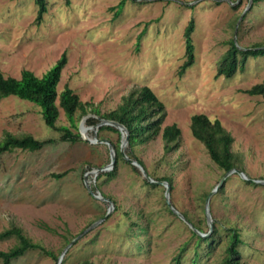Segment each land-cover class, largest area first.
Segmentation results:
<instances>
[{
  "label": "rangeland",
  "instance_id": "374dc122",
  "mask_svg": "<svg viewBox=\"0 0 264 264\" xmlns=\"http://www.w3.org/2000/svg\"><path fill=\"white\" fill-rule=\"evenodd\" d=\"M47 5L38 23L35 0H0L4 76L20 78L30 70L41 77L66 54L59 93L68 85L104 114L116 109L133 87L146 85L164 104L162 128L176 124L181 138L169 153L161 134L135 148L153 179L171 178L168 198L165 185L147 186L142 170L128 161L111 166L109 146L96 142V136L116 143L118 134L99 132L86 118L77 122L78 132L81 125L89 128L86 135L94 143L82 138L57 141L37 152L1 154L0 232L20 227L58 257L29 250L12 264H59L66 247L112 208L60 264H178V257L180 264H224L233 232L242 241L240 264H264V185L238 173L220 185L226 173L190 127L196 114L220 120L234 138L238 169L250 179L264 180V99L245 92L264 82V57L249 58L232 78L217 76L232 40L242 49L264 44V1L47 0ZM191 21L195 63L181 76L184 32ZM58 124L77 131L62 109ZM7 132L40 140L60 137L46 125L39 106L15 96L0 101V140ZM65 171L61 179L52 176ZM111 171L113 177L98 180ZM219 185L207 209L205 195ZM193 229L209 242H199ZM16 242L15 237L0 240V251Z\"/></svg>",
  "mask_w": 264,
  "mask_h": 264
},
{
  "label": "trees",
  "instance_id": "16d2710c",
  "mask_svg": "<svg viewBox=\"0 0 264 264\" xmlns=\"http://www.w3.org/2000/svg\"><path fill=\"white\" fill-rule=\"evenodd\" d=\"M264 0H252L257 4ZM38 6L37 22H42L44 15L48 12L47 0H35ZM125 2L117 6V15L121 13ZM195 30V23L191 21L185 29L184 36L186 41V61L181 66L179 74L183 76L187 69L195 63V46L192 34ZM264 57V44H258L250 49L240 48L235 40L230 42V48L219 62L217 76L226 78L234 77L238 71H243L249 58ZM67 63V56L64 54L57 64L43 76L39 77L30 70H23L20 78L6 77L0 72V101L9 96H15L39 106L46 125L59 132V139L40 140L31 134L15 135L7 132L0 140V155L11 153L15 150L28 152H37L48 144L60 142L77 143L83 141L77 122L86 118L87 124L96 127L101 119L119 122L124 125L129 132L128 150L126 154L134 157L144 167V163L135 154L137 146L146 144L154 140L159 134L164 142L166 153L178 148L181 130L176 125H169L162 128L163 121L166 117L164 104L159 100L156 94L146 85L133 87L128 94L124 95L116 109L101 113L98 106L92 102H83L79 95L74 92L70 86H66L60 93L57 90L62 70ZM252 96H261L264 99V82L254 85L245 91ZM60 109L71 123V126L77 131L74 132L69 126L59 125ZM191 131L193 136L204 144L212 161L220 170L225 173L232 169L240 167L239 157L232 149L234 138L229 131L222 125L220 120L211 121L204 114H196L191 117ZM99 132L112 131L118 134L116 143H112L116 152V162L125 161L121 151V132L119 129L102 125L97 128ZM99 138V137H98ZM100 139V138H99ZM69 171L53 174L56 179L65 177ZM115 171L103 172L99 175L98 180L103 176L113 177ZM155 180H165L172 185L171 178H154ZM145 184L155 187L156 184L146 180ZM208 194L205 195L207 197ZM169 210L174 211L169 207ZM186 216V215H185ZM187 217V216H186ZM188 218V217H187ZM194 236L198 237L199 242H209L202 238L196 230L193 229ZM9 237L16 238V244L8 251H0V262L2 264H12V262L24 256L29 250H40L42 253L54 259L58 257L51 251L47 250L42 244L34 242L26 236L20 227L13 226L0 232V240ZM242 243L240 235L233 232L229 240L228 255L224 259V264H240L238 260L239 248ZM179 262V257L177 259ZM82 264H91L84 261Z\"/></svg>",
  "mask_w": 264,
  "mask_h": 264
},
{
  "label": "water",
  "instance_id": "95a60500",
  "mask_svg": "<svg viewBox=\"0 0 264 264\" xmlns=\"http://www.w3.org/2000/svg\"><path fill=\"white\" fill-rule=\"evenodd\" d=\"M252 1V0H251ZM102 125H110V126H113L117 129H119V131L121 132V137H122V142H121V151L123 153V157L126 161H128L129 163H131L132 165L138 167L140 170H142L145 178L150 181L151 183H154V184H162V185H165L166 188H167V198L169 197V193H170V184L167 182V181H157V180H154L147 172V170L145 169V167L137 160H134L132 158H130L126 153H125V146L128 144V141H129V132L127 130V128L120 124L119 122H116V121H111V120H105V119H101V122L96 126L97 128H99L100 126ZM89 128L85 127V126H82L80 127V134L82 136V138L89 142V143H94L95 140H91L87 135H86V131L88 130ZM96 142H99V143H103V144H106L109 146V149H110V152H111V166H114L115 162H116V152H115V148L113 146V144L107 140V139H98L97 136H96ZM98 171H107V168H101V169H98ZM232 173H238L239 175H241L246 181H249V182H252V183H255V184H263L264 185V180H255V179H250L249 177H247V175L245 174L244 171H242L241 169H238V168H235V169H232L231 171L227 172L225 174V176L223 177L221 184H223V182L225 181V179L231 175ZM220 185L218 186L217 189L213 190L207 197V209L209 207V203H210V199L211 197L215 194L216 191H218ZM87 189L89 190L90 193H93L91 187L89 185H87ZM103 200L105 201H109L112 203V201L109 199V198H102ZM169 203V202H168ZM170 207L172 208L171 204L169 203ZM113 209V208H112ZM110 209L107 213V215L102 218L101 220L95 222L94 224H92L90 227H88L87 229H85L82 233H80L67 247L66 249L63 251V253L61 254L60 258H59V264L61 263L64 255L66 254L67 250L72 246L74 245L79 239H81L85 234H87L90 230H92L94 227H96L99 223H101L102 221H104L110 214H111V210ZM183 217V216H182ZM209 217V216H208Z\"/></svg>",
  "mask_w": 264,
  "mask_h": 264
}]
</instances>
